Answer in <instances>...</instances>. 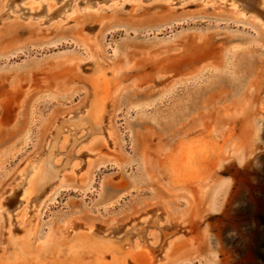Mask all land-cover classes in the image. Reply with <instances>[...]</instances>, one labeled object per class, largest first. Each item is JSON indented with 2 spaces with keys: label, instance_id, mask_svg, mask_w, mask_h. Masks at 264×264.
Listing matches in <instances>:
<instances>
[{
  "label": "rangeland",
  "instance_id": "obj_1",
  "mask_svg": "<svg viewBox=\"0 0 264 264\" xmlns=\"http://www.w3.org/2000/svg\"><path fill=\"white\" fill-rule=\"evenodd\" d=\"M29 1L0 0V264H264V18Z\"/></svg>",
  "mask_w": 264,
  "mask_h": 264
},
{
  "label": "bare ground",
  "instance_id": "obj_2",
  "mask_svg": "<svg viewBox=\"0 0 264 264\" xmlns=\"http://www.w3.org/2000/svg\"><path fill=\"white\" fill-rule=\"evenodd\" d=\"M44 0H30L29 1V4H28V7L29 9H37L38 7H40V5H42V3ZM46 1V0H45ZM48 1V0H47ZM52 1V0H51ZM169 1H172V0H169ZM220 1H224V0H220ZM203 3L207 2V1H202ZM35 3V5H33ZM48 3V2H47ZM46 4V2H45ZM229 4L235 9L238 11L239 14H241L242 16H245L246 13L245 12H254V13H251L250 16L251 18H255L257 19L256 17H262L264 18V14L261 12L260 9H258V5L260 4V0H231L229 2ZM3 6V5H2ZM47 6V5H46ZM54 6V4H52L49 9H46V10H50L52 7ZM48 8V7H47ZM93 8V7H92ZM91 9V8H90ZM88 10V9H87ZM259 20V19H257ZM263 25L264 23L262 21H260ZM62 124V123H61ZM96 135H91L85 139H81L80 141H77L75 146L76 147V150L79 151V149L83 148L85 145H87L88 143H90L94 137ZM52 138H56V141L57 139L60 138V133L56 132L54 136H52ZM52 138L49 139L48 141V144L50 143V141L52 140ZM96 138V137H95ZM55 143V142H54ZM63 144V143H62ZM54 145V144H52ZM62 147V146H61ZM60 147V148H61ZM72 147V146H71ZM77 151V152H78ZM54 155H52V154ZM58 153V151H55L54 153V147H48L47 148V152L46 154L48 156H51L52 158V161H54V156ZM60 155V154H59ZM67 159V158H66ZM56 161L60 160V157L56 158L55 159ZM77 158L76 156H71L69 155V159L67 161V165H68V168L71 169V170H74L75 166L77 165ZM27 165H25V168L24 170L20 173L19 175V178H18V181H17V185H19V187H16V190L13 189V191L16 193H18L20 191V193L23 195V199L20 201V203H18V206L17 207H20L19 208V212L20 213V216H19V219L21 222L24 221L25 217H26V213H27V208L30 206V202H33V201H30L31 199V196H34V181H35V178L39 172V169H40V166H41V163L39 161H34L32 162L27 168H26ZM67 167V166H66ZM20 186H23L24 188H22V191L19 190L21 189ZM14 194V195H15ZM14 195H12V197H15ZM10 196V194L8 195ZM34 199V197H33ZM162 217V216H161ZM163 218L164 219H167L165 217V215H163ZM72 226H69L68 229H67V233H69V231L72 230ZM89 227V226H88ZM90 229V227H89ZM148 235L150 237H153V232H149ZM177 237V235H174L172 238L168 239L165 244L163 245V248L161 250L162 252V255L161 257H164L165 256V253L167 252V250H169L170 246H171V243L173 240H175V238ZM174 242V241H173ZM162 261V260H161Z\"/></svg>",
  "mask_w": 264,
  "mask_h": 264
}]
</instances>
